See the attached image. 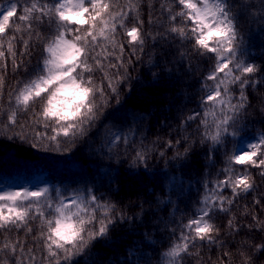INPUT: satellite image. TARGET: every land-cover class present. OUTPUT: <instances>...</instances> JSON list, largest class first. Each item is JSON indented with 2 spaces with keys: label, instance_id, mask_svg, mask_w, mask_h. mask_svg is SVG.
Listing matches in <instances>:
<instances>
[{
  "label": "snow or ice",
  "instance_id": "1",
  "mask_svg": "<svg viewBox=\"0 0 264 264\" xmlns=\"http://www.w3.org/2000/svg\"><path fill=\"white\" fill-rule=\"evenodd\" d=\"M143 2L6 0L0 4V97L9 60L13 71L23 69L31 76L22 87L9 93L11 110L0 105V117H4L0 122L9 130L19 127L20 131L14 135L26 140L16 109L23 106L27 111L37 101H44L42 113H34L33 127L43 124V130L34 132L32 146L38 147L42 141H48L57 150L64 144L70 145L68 150H71L77 140L83 139L95 126L102 107L112 100L120 103V88L132 79L133 59H140L149 38L153 42L159 38L165 45L182 48L180 56L184 59L191 54L213 60L214 66L205 77L213 83L204 85L205 95L199 102L202 111L187 116L181 121V127L173 130L178 135L160 145L161 149L174 151V159L178 160L189 157L197 145L207 146L205 154L209 161L225 149L224 166L214 180L204 184L201 207L194 217L181 221L178 235L175 228L171 230L175 240L162 254L168 264H183L187 257L199 259V251L193 250L200 246L224 247L220 228L213 222L214 216L228 213L244 198L243 194L257 191L252 169L264 180V132L244 142L242 147L237 145L231 152L226 150L227 144L245 131L244 121L251 106L248 90L264 83V76H260L264 68L244 59V41L228 0H170L167 7L161 4L159 17L165 24L160 25L155 34L145 29L141 14ZM148 23L154 24L155 17H150ZM42 25L47 27V35L41 32ZM33 38L43 47L35 67L29 72L24 59L35 49V44L30 43ZM18 41L23 45L19 59ZM98 48L104 54L103 61ZM105 66L113 71L111 76L106 74L105 77L107 95L104 88L95 84L92 75ZM97 97L104 103L96 104ZM13 102L15 108H11ZM209 109L215 110L211 121L205 118ZM261 113L264 114V109ZM192 124L195 128L188 135L187 128ZM133 135L132 130L112 134V140L132 149L130 167L145 166L148 153L156 149L147 148L143 141L136 146ZM127 147L125 155H128ZM159 155L163 157L165 152L160 151ZM229 190L230 195H226ZM49 193L47 187L0 192V264H40L25 240L5 235L23 230L27 236L33 232L32 221L38 220L42 226L39 238L47 252L43 258L47 264H73L74 258L94 240L107 236L110 226L131 219L123 213L113 215L116 206L101 202L91 190L87 198L74 194L53 199ZM252 207L264 209V194L254 198ZM244 212L245 218L251 216V221L244 224L235 217L229 219L228 235L239 236L245 229L248 234L255 231L262 234L258 243L242 242L243 248L257 254L254 257L241 251L243 264H256V259L264 256V219L249 212L248 206ZM227 255L230 253L225 254V258Z\"/></svg>",
  "mask_w": 264,
  "mask_h": 264
},
{
  "label": "trees",
  "instance_id": "2",
  "mask_svg": "<svg viewBox=\"0 0 264 264\" xmlns=\"http://www.w3.org/2000/svg\"><path fill=\"white\" fill-rule=\"evenodd\" d=\"M5 2L0 0V4ZM228 3L244 41V59L264 68V0H228ZM161 4L167 7L170 0H144L141 5L145 29L153 34L160 25L165 24L159 17ZM150 17H155L154 24L148 23ZM40 30L48 34L46 26L42 25ZM30 43L35 44V49L30 57L24 59L29 72L35 67L43 47L35 38ZM22 47V42L18 41V59ZM182 50L165 45L159 38L155 42L149 38L140 59H133V68L130 69L132 79L120 88V103L112 100L102 107L95 126L83 139H78L71 150H68L70 145L67 144L57 150L48 141H42L38 147L32 146L34 132L43 130V124L33 127L34 113H42L44 101H37L27 111L23 110V106L16 109L18 121L24 125L26 140L14 135L20 131L19 127L9 130L0 122V187H9L13 182L44 173L47 180L45 187L49 188L53 199L74 194L87 198L91 190L101 202L116 206L113 215L123 213L131 217L110 226L107 236L94 240L88 249L74 258L73 264H111V258L114 264H168L162 254L175 240L171 230L175 228L178 235L181 221L186 222L195 216L205 195V182L214 180L224 166L225 149L209 161L205 154L207 146L197 145L196 151L185 160L174 159V151L160 148L166 140L178 135L173 130L181 127V121L194 111H202L199 102L205 95L204 85L213 83L206 81L205 77L212 70L214 61L191 54L184 59L180 56ZM97 51L102 53L100 60L103 61L102 49L98 48ZM128 54L126 50L125 55ZM106 74H113L107 66L103 70L96 69L92 75L95 84L104 88L107 95ZM260 76H264V73ZM30 78L23 69L13 71L9 60V69L4 73L3 95L0 97V105L4 109L11 110L9 93H14ZM171 92L175 94V100L167 99ZM248 92L251 106L244 121L246 128L227 144L228 152L249 137L264 132V114L261 113V109H264V83L257 84L256 89H249ZM235 95L238 96V92ZM95 103L100 105L104 101L97 97ZM11 108H15L14 102ZM208 111L205 118L211 121L215 110ZM40 119L43 120L42 115ZM0 121H4V117H0ZM152 121H156L153 126ZM194 128L195 124L187 128V134L191 135ZM129 130L134 133L136 146L143 141L147 148L156 149L148 153L145 166L130 167V157L134 155L132 149L112 140V134H124ZM126 147L128 155L124 154ZM160 151L165 152L163 157L159 155ZM180 151L183 152V147ZM251 171L257 191L243 194L244 198L239 199L228 213L220 212L213 218L220 228V240L224 242V247L200 246L193 250L199 251V259L187 257L183 264H243L241 251L254 257L257 255L243 248L242 242H260L262 234L259 231L248 234L245 229L239 236L233 237L228 235L227 229V222L233 217L244 224L251 221V216L245 218V206H248L249 212L264 219V209L252 207L254 198L264 194V180L258 176L256 169ZM124 180L132 183V186L123 187L121 182ZM139 187L141 189L137 193ZM226 195H230V190ZM147 198L150 202L146 201ZM30 224L33 232L27 236L23 230L5 235L13 239L19 236L25 240L26 246L34 250L37 261L47 264L43 259L47 252L39 238L42 226L38 220ZM227 253L230 255L225 258ZM262 262L264 256H259L256 264Z\"/></svg>",
  "mask_w": 264,
  "mask_h": 264
},
{
  "label": "rangeland",
  "instance_id": "3",
  "mask_svg": "<svg viewBox=\"0 0 264 264\" xmlns=\"http://www.w3.org/2000/svg\"><path fill=\"white\" fill-rule=\"evenodd\" d=\"M142 86H143V83H142ZM177 88H179V86ZM183 88L184 87H182V89ZM180 90H181V88H180ZM183 90L185 91L186 89H183ZM174 95L175 94H173L171 92L170 94L167 95V99L168 100H171V99L175 100V97L176 96H174ZM151 124H152V126L155 125L156 124V121L155 122L152 121ZM170 125L173 126V123L171 122ZM253 137H249L247 140H251V139H253ZM243 143L239 144V146L242 147L243 146ZM46 183H47V180L44 177V173H41V174H39L37 176H34L31 179L13 182V183H11V185L9 187H0V192H3V191H22L24 189H28V190L32 191V190H37L39 188H44L46 186ZM121 184H122L123 187H126V188L132 186V183H129L127 180H124V182L122 181ZM141 187L138 188L139 190L137 191V193L140 192ZM136 195H139V194H136ZM146 201L147 202H150L149 198H147ZM111 260H112V258L109 260L111 262V264H114V261H111Z\"/></svg>",
  "mask_w": 264,
  "mask_h": 264
}]
</instances>
